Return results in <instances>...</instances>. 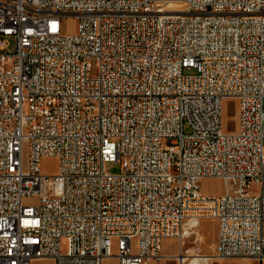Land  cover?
I'll list each match as a JSON object with an SVG mask.
<instances>
[{"label":"built area","instance_id":"1","mask_svg":"<svg viewBox=\"0 0 264 264\" xmlns=\"http://www.w3.org/2000/svg\"><path fill=\"white\" fill-rule=\"evenodd\" d=\"M202 218L264 259V0H0V264H184Z\"/></svg>","mask_w":264,"mask_h":264},{"label":"rangeland","instance_id":"2","mask_svg":"<svg viewBox=\"0 0 264 264\" xmlns=\"http://www.w3.org/2000/svg\"><path fill=\"white\" fill-rule=\"evenodd\" d=\"M63 32L72 33L75 31L76 21L72 18L65 17L62 20ZM190 73L186 71L185 74ZM231 101H226L223 104V125L225 130L232 131L236 129V111L231 105ZM41 169L44 172L54 173L57 170V161L54 158L43 159L41 162ZM104 170L110 174H115L120 171L119 162H107ZM200 187L204 194L219 195L223 193V185L220 180L217 179H203L200 181ZM23 205H35V198H24L22 200ZM186 237L184 238L183 249L187 250V255H207L210 258L216 254V234H217V223L213 218H202L199 223L188 230ZM176 242V243H175ZM135 246V241H133ZM65 242L61 244V250L64 249ZM180 246V239L175 238L167 245L168 250H172L170 253L174 255L177 252V248ZM135 251V248H134ZM111 253L117 254L116 242H112ZM190 257L184 264H190ZM217 259H209L206 262L199 264H215ZM32 264H53L52 261L48 260H36ZM103 264H117L115 257H109L104 260ZM162 264H176L175 259L172 257L165 256L162 260Z\"/></svg>","mask_w":264,"mask_h":264},{"label":"crops","instance_id":"3","mask_svg":"<svg viewBox=\"0 0 264 264\" xmlns=\"http://www.w3.org/2000/svg\"><path fill=\"white\" fill-rule=\"evenodd\" d=\"M174 241L173 238L171 239H164L162 241L161 245V252L164 256H170L172 253H170L172 250L167 249V245L169 242ZM176 243V242H175ZM180 250V246L177 248V254ZM50 261V260H48ZM215 264H264V259L263 260H254V259H249V258H230V259H219L216 261Z\"/></svg>","mask_w":264,"mask_h":264},{"label":"bare ground","instance_id":"4","mask_svg":"<svg viewBox=\"0 0 264 264\" xmlns=\"http://www.w3.org/2000/svg\"><path fill=\"white\" fill-rule=\"evenodd\" d=\"M172 5H173L172 7H176V9H179V11H185L186 10V5L182 2L173 3ZM188 224H191V223L188 222ZM187 233H189L188 230L185 231L184 235L186 236ZM189 257L193 263H197V264H199L201 262H206L209 260V256L202 255V254H197V255L195 254V255H192ZM185 260H187V259H184L183 261H185Z\"/></svg>","mask_w":264,"mask_h":264}]
</instances>
